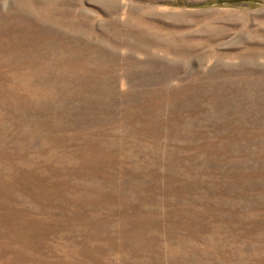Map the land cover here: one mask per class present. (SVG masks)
<instances>
[{"label":"rangeland","instance_id":"1","mask_svg":"<svg viewBox=\"0 0 264 264\" xmlns=\"http://www.w3.org/2000/svg\"><path fill=\"white\" fill-rule=\"evenodd\" d=\"M0 264H264V0H0Z\"/></svg>","mask_w":264,"mask_h":264}]
</instances>
